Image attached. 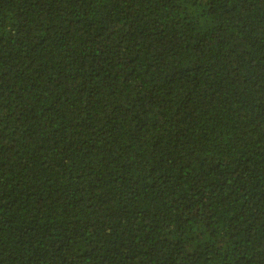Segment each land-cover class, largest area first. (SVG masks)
I'll return each instance as SVG.
<instances>
[{
	"label": "trees",
	"instance_id": "1",
	"mask_svg": "<svg viewBox=\"0 0 264 264\" xmlns=\"http://www.w3.org/2000/svg\"><path fill=\"white\" fill-rule=\"evenodd\" d=\"M0 264H264V0H0Z\"/></svg>",
	"mask_w": 264,
	"mask_h": 264
}]
</instances>
